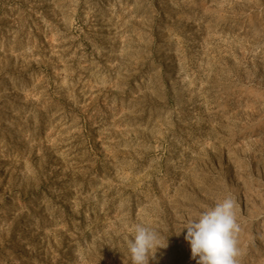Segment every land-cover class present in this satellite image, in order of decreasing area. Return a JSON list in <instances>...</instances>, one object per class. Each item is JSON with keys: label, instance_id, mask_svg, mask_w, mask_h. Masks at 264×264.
Listing matches in <instances>:
<instances>
[{"label": "rangeland", "instance_id": "374dc122", "mask_svg": "<svg viewBox=\"0 0 264 264\" xmlns=\"http://www.w3.org/2000/svg\"><path fill=\"white\" fill-rule=\"evenodd\" d=\"M229 195L264 264V0H0V264H196Z\"/></svg>", "mask_w": 264, "mask_h": 264}, {"label": "clouds", "instance_id": "9594fccd", "mask_svg": "<svg viewBox=\"0 0 264 264\" xmlns=\"http://www.w3.org/2000/svg\"><path fill=\"white\" fill-rule=\"evenodd\" d=\"M184 229V238L196 264H238L237 235L240 229L232 196H226L188 218L181 228ZM129 232L126 247L131 264H149L160 248L167 247V240L162 243L157 230L144 223H135Z\"/></svg>", "mask_w": 264, "mask_h": 264}]
</instances>
